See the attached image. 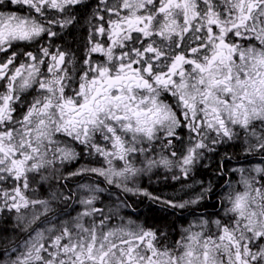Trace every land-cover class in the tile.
<instances>
[{
    "label": "snow or ice",
    "instance_id": "1",
    "mask_svg": "<svg viewBox=\"0 0 264 264\" xmlns=\"http://www.w3.org/2000/svg\"><path fill=\"white\" fill-rule=\"evenodd\" d=\"M0 264H264V0H0Z\"/></svg>",
    "mask_w": 264,
    "mask_h": 264
},
{
    "label": "trees",
    "instance_id": "2",
    "mask_svg": "<svg viewBox=\"0 0 264 264\" xmlns=\"http://www.w3.org/2000/svg\"><path fill=\"white\" fill-rule=\"evenodd\" d=\"M77 30L76 32V39H79L80 36V31ZM66 39L69 42H72L73 37L72 36H67ZM232 147H219L217 149L216 153L209 154V158L211 159V162H213V166L208 169V168H201L198 173V180H202L207 184L208 181H213V183H217L221 180L217 179V176L215 173L217 172V167L220 164L219 160L221 161L222 157L224 156L225 153H228L231 155L232 152ZM228 167V165H227ZM226 177V176H225ZM163 193L166 194H177L178 191L173 189H166L162 191ZM160 191V193H162ZM216 200L212 201H206V208L208 211H212V204L215 203ZM145 207V206H144ZM141 207L138 210V213L136 215V219H138L141 222L147 223L148 226L152 227H159V228H164L165 230L168 229L169 226H173L175 229H179L180 225H182V218L179 215V211L176 212L175 215L172 214V210H163L162 208H157V207ZM134 209V208H132ZM136 209V208H135ZM161 209V210H159ZM175 238V236L173 237Z\"/></svg>",
    "mask_w": 264,
    "mask_h": 264
},
{
    "label": "flooded vegetation",
    "instance_id": "3",
    "mask_svg": "<svg viewBox=\"0 0 264 264\" xmlns=\"http://www.w3.org/2000/svg\"><path fill=\"white\" fill-rule=\"evenodd\" d=\"M15 7V6H13ZM79 32V31H78ZM71 36V35H69ZM57 43H62V41L57 40ZM228 146V145H227ZM210 155H208V159H205L202 164L198 167L197 171L194 173V178L196 180H198V176L197 173L201 168H208L210 169L213 166V162H211V159L209 158ZM235 160L231 161L234 163ZM87 161H81V163H86ZM220 162V160H219ZM230 162V163H231ZM230 163L228 164V167L230 168L231 165ZM204 165H207V167H205ZM173 175V172H168L163 168H159L157 170H154V172L152 174L149 175H145L143 177H141L138 181V186L146 189L149 193H152L154 195H165V196H172V195H176V194H166L163 193L162 191L166 190V189H173V190H179L181 188V183L182 182H177L171 179V176ZM226 177L228 178V176L226 175ZM188 183H192L187 181ZM223 181H219L215 184L219 185L220 183H222ZM219 190V188L217 189ZM160 191L162 193H160ZM180 196H183V192L180 191L179 193ZM185 199L187 198L186 196L184 197ZM216 200V197H213L211 199V202ZM127 201L128 203L132 206L131 208H138L139 207H157V208H161L160 205L158 204H153L152 201H150L147 197L144 196H134L129 194L127 196ZM210 201V200H209ZM161 210V209H159ZM203 210V209H200ZM140 211V210H139ZM129 214L132 215V217L134 216V218H136V215L132 214V211H127ZM180 217L182 218L181 222L182 224H186V216L185 215H181V213H179ZM190 218V217H188ZM141 222V221H140Z\"/></svg>",
    "mask_w": 264,
    "mask_h": 264
},
{
    "label": "rangeland",
    "instance_id": "4",
    "mask_svg": "<svg viewBox=\"0 0 264 264\" xmlns=\"http://www.w3.org/2000/svg\"><path fill=\"white\" fill-rule=\"evenodd\" d=\"M222 147H227V145H224V146H222ZM232 150V152H236V151H238L237 149H234V148H232L231 149ZM230 165H231V167H234V166H236V161H234V163L233 162H231L230 163ZM230 167V168H231ZM225 179H227V177H225ZM233 179H236V177H233ZM189 182H191V180H189ZM178 191V193L177 194H179L180 192H179V190H176V192ZM147 207V206H146ZM146 207H144V208H146ZM140 208V207H139ZM134 212H133V209L132 208H130V209H127L126 211H132V214L133 215H137V213H138V208H134ZM133 219H136V218H134V216L132 217Z\"/></svg>",
    "mask_w": 264,
    "mask_h": 264
},
{
    "label": "bare ground",
    "instance_id": "5",
    "mask_svg": "<svg viewBox=\"0 0 264 264\" xmlns=\"http://www.w3.org/2000/svg\"><path fill=\"white\" fill-rule=\"evenodd\" d=\"M218 168V167H217ZM180 192V191H179Z\"/></svg>",
    "mask_w": 264,
    "mask_h": 264
}]
</instances>
